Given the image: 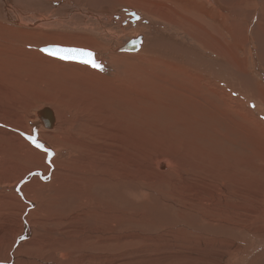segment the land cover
I'll list each match as a JSON object with an SVG mask.
<instances>
[{"label":"bare ground","instance_id":"obj_1","mask_svg":"<svg viewBox=\"0 0 264 264\" xmlns=\"http://www.w3.org/2000/svg\"><path fill=\"white\" fill-rule=\"evenodd\" d=\"M123 6L142 11L143 17L135 13L133 17L131 15L133 12H128L127 14L131 13L132 17L130 22L128 24H126L128 21L118 23L119 21L115 20L119 19L118 12ZM22 9L29 13H38L37 21H33V17L28 20ZM150 19L163 22L169 28V32L158 30ZM136 20L140 21L136 22ZM142 24L147 25L148 28ZM24 26L30 29H25ZM140 27L147 30L152 27L153 34L150 33L152 36L146 35V38L138 36L136 32L141 29ZM42 29H47V32H43ZM129 29L134 30L129 39L117 38L115 31L125 36ZM175 35H178L180 39H176ZM27 36L30 39H52L75 43L76 47L67 46V48L92 53L94 60L101 66L103 64L95 59L94 53L89 49L97 48L100 41L110 43L117 39L125 40L117 47L113 46L114 54L120 56L122 53L133 52L139 56L138 60L141 62L150 61L154 65L161 64L169 72H176L177 76L182 77L183 80L177 77L180 79L179 82H183L182 84L184 81H192L195 85V80L201 81L192 89L207 85L206 88L211 87L213 91L216 90L215 92L222 93L228 98L229 93L234 91L240 100H244L240 108L243 109V104H247L254 109H260L262 112L260 115H264V0H0V52H21L20 48L14 49L13 45L20 42L19 45L23 48L26 45L30 46L24 40ZM176 48L181 50V55L174 53L173 50ZM37 49L44 55L60 60L41 50V47ZM84 65L93 68L90 64ZM15 76L9 77L8 74V80L4 81L8 85H13L15 81H18V87L15 88L19 89L26 81H29L27 78L26 81L23 80L24 78L18 74ZM22 81L25 82L22 83ZM2 82L1 76L0 84ZM170 82V86L176 83L175 81ZM2 88H5L3 84ZM177 89L179 90L178 86ZM4 90L0 89L1 97H7L9 93L2 94L1 91ZM225 100L237 103L239 98L238 100L236 98ZM50 101L38 107L46 105L51 109L34 106L28 118H23L24 113L17 112L18 109L15 110L16 112L5 107V109H0V113L1 110L4 111L0 114V122L6 123L7 126L16 123L15 130H10L9 127L0 129V264H167V257L163 255L164 259L160 260L162 255L151 253L150 251L153 250L149 249L138 256L128 251L133 250L140 242L146 246H156L153 240H156V244L164 251L170 248L182 250L184 252L182 254L187 257L186 260V257L183 259L185 261L189 259L193 264L207 263L205 260L209 261L207 264H212L215 260L190 257L186 254L188 248H198L202 244L203 249H219L226 253L237 249L231 239L211 242L199 239L200 243L193 244L191 247L188 246L189 239L180 240L179 245L174 246L170 244L171 238L169 237H161L160 242L158 237L138 235L137 225L149 222L146 216L141 217L130 206L120 209L99 198L95 192L97 185H115L117 188L125 186L127 189L123 191L124 194L128 195L130 204L134 203L138 190L135 181L140 171L137 170L134 157L136 143L133 127L128 125L127 129L132 132L127 130L129 134H125L122 121L121 124L118 123L120 125L116 130L111 129L115 128L117 123L114 126H111V122L107 124L105 113L101 112L100 116V110L96 111L90 103L91 107L89 106L90 110H88L90 114L92 113L90 118L74 119L72 116L69 126L64 125L63 131L59 129L55 133L42 134L38 130L49 133L59 127L55 109L48 104ZM56 102L59 101L54 100L50 103ZM61 105L63 106L62 103ZM70 110L66 111L67 114ZM81 121L89 123L90 128L86 130L84 126L79 127ZM82 129L84 133H81ZM110 133L112 135H109ZM100 134L101 136L109 135L115 139V143L119 146H116L118 151H106L105 149L107 155L104 154L105 151L103 153L101 149L102 144L99 143ZM36 136L38 139L36 138L37 141H35L42 145L40 148L32 142ZM78 136H83L84 140H79ZM111 139L108 138L109 141L113 140ZM77 148L82 150L71 151ZM111 148L115 149L112 146ZM242 160L240 165L251 166L248 159ZM184 162L174 157L161 155L151 159L149 165V170L156 175L167 177L168 173H171L172 176H177L179 182L181 179L183 182L188 179L192 181L200 179V185L196 183L194 185L197 187L192 189L194 197L186 199L187 204L183 206L194 204L195 208L200 209L203 214L218 215L222 214L221 207L227 205V203L225 205V203L218 202L221 193L227 200L234 195L240 206H244V202L248 200L264 199L261 184L257 182L256 185H252L245 181L247 177L243 173L233 175V169L223 172L216 168L207 169L205 164L199 165L191 162L195 174L192 173L193 175L186 177L181 166L189 163ZM209 179H212L214 183L218 179L222 181L221 186H216L215 190L209 192L210 207L206 205L203 196L200 198L203 192H199ZM127 181H130L129 185ZM238 185L243 189L238 188ZM179 189L183 191L180 187L172 191ZM248 195L251 199H247ZM232 206L230 209L233 207L237 211L241 209L237 205ZM135 208L137 209V206ZM253 209L250 215L257 214L256 208ZM261 211L257 214L259 217L256 216L252 221L246 212L241 213L240 210L237 214L234 211L236 214L230 216L239 219L240 224L234 226L229 223L230 221H226L222 227H233L236 229L234 232L238 234L244 232L245 229L248 232L251 222L253 224L256 219L264 225V212L261 213ZM6 212L9 215L13 212L17 214L3 217ZM11 216L13 218L9 219ZM228 216H225L226 220H231ZM47 223H50L52 228H46ZM219 223L221 222L214 221L211 226H220ZM122 230L125 231L122 232ZM254 238H251L253 240L250 244L244 245L245 248L241 251V257L237 261L261 244L258 243L257 238L256 240ZM124 247L127 248L122 249ZM124 251L126 253L122 254ZM168 259L170 262L171 258Z\"/></svg>","mask_w":264,"mask_h":264},{"label":"rangeland","instance_id":"obj_2","mask_svg":"<svg viewBox=\"0 0 264 264\" xmlns=\"http://www.w3.org/2000/svg\"><path fill=\"white\" fill-rule=\"evenodd\" d=\"M250 5L249 7H251ZM127 7L128 6H123L120 8L121 10L118 12L119 19H116L115 21H119L118 23L128 21L126 22V24H128L130 19H132L131 15L134 17V13L143 17L142 11L134 8L132 10V8L129 9ZM22 11L28 20H31L30 17H33V21H37L36 15L38 13H29L23 9ZM128 12L133 13H129L128 15ZM150 20L152 21L151 23L158 28V30H165L169 32V28L163 22L156 19ZM138 21L140 20H136V22ZM110 25L113 26V24ZM142 26H146L148 28L145 24H142ZM152 27L148 30L144 27H140L141 29L137 31L136 34L138 36H143L144 38H146V35L150 37L153 34ZM23 28L30 29L25 26ZM116 30H118L117 27ZM42 31L47 32V29H42ZM173 32L176 33L177 31L173 30ZM133 33L134 30L129 29L125 36H121L118 31H115V34L118 35L117 38L125 40L129 39ZM175 36L176 39H180L178 35ZM181 37L183 38L182 35ZM121 39H117L110 43H103V41H100V43L97 44V48L89 49L94 53L95 59L100 60L103 64V70H95L81 63L60 61L44 55L37 49L48 45L77 46L75 43L70 41L30 39L27 36L24 40L27 41L26 44H30V46L26 45L23 48L22 45H19L20 42L13 45L14 49L20 48L21 52L1 51L0 77L2 76V84L5 88H2V84H0V89L7 90L1 91L2 94L6 92L9 93H7V97L0 96V109L6 108L11 111L18 109L17 112H22V114L24 113L22 115L23 118H28L34 106L38 107L40 104H45L49 100H58L59 102L52 104L50 101L48 104L55 109L56 116H58L59 127L58 129L56 128L57 130L49 131V133L37 129L42 134L55 133L59 129L63 131V126H69L70 118L72 116L74 119L90 118L92 113L90 114V111L88 110H90L91 106L95 107L96 111L100 110V116L101 112L105 113L104 117L107 124H110L111 122V126H114V124L117 123L115 128H111L113 130H116L117 126H119L123 121V125L125 126V130H123V132L125 134H129L132 130L127 129V126L131 125L134 129V142L136 143L134 147L135 151L133 150L136 154H134V157L136 160L135 162H137V170L138 172L140 171V174L137 173L138 177H136L135 181V186L138 188L135 201H133V204H130L128 195H125L123 192L127 189L125 186H119L118 190L115 185L95 186V192L99 198L102 200L104 199V201H107L120 209L130 206L133 210H136V213L138 212L141 217L146 216L149 222L147 224L144 223V225H137L136 232L138 235L152 238L158 237L160 242L161 237H169L172 239L169 240L170 244H173L174 246H178L180 240L189 239L188 246L191 247H193V244L200 243L198 241L199 239L206 240V242L231 239L234 242L235 247H237L236 250L232 249L226 253V251L219 249H203L201 244L198 248H188L186 254L190 257H204V259L207 258L215 260L212 264H264V225L261 222L256 219L254 223L252 224L251 222L252 225L250 224L249 226L251 231L248 229L247 232V229H245V231L243 230L245 233L239 232V234L238 232H234L236 229H233V227H222V224L226 221H230L229 223L231 225L238 226V224H240L239 219L230 215L236 214L235 212L238 214L240 210L241 213L246 212V215H249L252 221L257 214L260 213L261 209V213L264 212V199L260 198L258 201L248 200L244 202V206L241 205V207L237 202L238 200H235L234 195H231L227 200V198H224L221 193L218 197V202L225 203V205L227 203V205L224 206L225 208L223 206L221 207L223 209L221 212L223 215H206V213L203 214L200 209L195 208L194 204L191 205L193 208H190L191 206L188 205L183 206L184 204H187L186 199L194 197L192 189L197 187L194 184H199V178H196L197 181L188 179L183 182L181 179L182 181L180 180L179 182L177 176H172L171 173H168V176L165 177L158 176L159 174L156 175L153 171L149 170L151 159L164 155L189 163L188 165L181 166L183 172L186 173V177L195 174L192 169V163L196 162L199 165L205 164L204 166L207 169L216 168L222 170L223 172L228 171V169H233V175L243 173L247 177L245 178V181L250 182L252 185H256L258 182L264 190V115H260V109H254L250 105L247 106V104H243V109L240 108V105H242L241 103L244 102V100H240V97H238V95H236L237 93L235 94L234 91H232L231 94L229 93L230 96L228 98L222 93L215 92L216 90L213 91L211 87H209L211 89L206 88L208 87L207 85L198 86V89H192L195 88L196 84H200L201 81L194 79L196 82L195 85L192 81H184V84H182L183 82H179L180 79L183 80L182 77L177 76L176 72H169V70L161 64L154 65L150 61L141 62L138 60L139 56L133 52L122 53L120 56L116 53L114 54L112 49L117 47L122 41H125ZM183 40L186 41L185 38H183ZM173 51L175 54H182L179 48H176ZM8 74L9 77H16L15 75L18 74V76H22L24 78L23 80L27 78L29 81H22V83L25 82L24 85H22L20 89L15 88L18 85V81H15L13 85H8L4 81L5 79L8 80ZM81 76L82 78H80ZM170 81H175L176 83H174V85L176 88L178 86L179 90L173 88L175 87L174 85L170 86ZM205 83L206 82H204V84ZM73 85H75V88ZM172 90L174 93H172ZM182 91L192 92L184 93ZM226 98H236L238 102H228L225 100ZM225 101H227V103ZM90 103L92 104L91 106ZM68 110H70L69 114H67ZM3 112L4 111L1 110L0 114H3ZM116 116L119 118H115ZM0 123V125H2L0 126V129H7L9 127L10 130H15L14 125H16V123L8 126L6 123ZM73 124L76 125V122L73 121ZM80 126H84L86 130L90 128L89 123H83L82 121L79 123V127ZM241 127L243 129L245 128V132ZM127 130H129V132ZM81 133H84V129L81 130ZM35 135H37V133ZM109 135L112 134L110 133ZM109 135L101 136L100 134L99 136V143L101 142L100 145H103H101L103 153L105 149L106 151H118L119 146L115 143V139ZM79 136L77 137L79 140H84L83 136ZM36 138L38 139L36 136L32 140L37 141ZM108 138H112L113 140L111 139L112 141H109ZM26 142L29 144L27 140ZM110 145L115 147V149L111 148ZM38 150L44 151L42 149ZM79 150L80 148H77V150L73 149L71 151ZM106 151L104 154H106ZM242 159H248V161L251 162V166L246 167L243 164L240 165ZM146 165H148V167ZM259 169H261V171H259ZM223 172H221V174ZM208 181L203 187H201L202 190L200 189L199 192H203L200 198L203 196V200H205L206 205L210 207L211 196L209 192L215 190L216 186H221L222 181L219 179L215 183L212 179H209ZM129 183L130 181H127L128 185ZM177 187L182 188L183 191H181V189L178 191H172ZM238 188L243 189V187L239 185ZM144 191L147 192L144 193ZM100 193L101 195H99ZM106 194L107 196H105ZM247 199H251L250 195H248ZM231 204L233 206L237 205L239 206V209H241L237 211V209ZM136 206L137 209L135 208ZM231 206L234 209H230ZM254 207L256 208L255 210H257V214L253 213L250 215L252 213L251 210ZM247 210L249 212H247ZM15 214L17 213L13 212L10 215ZM10 215L6 212L3 217ZM226 215H229L228 217H230L231 220H226ZM258 217L259 216H257V218ZM10 218L13 217L11 216L9 219ZM150 219L154 221H151ZM214 221L221 222L219 223L220 226H211ZM197 222L198 224L201 223L200 226ZM46 228H52L51 224L47 223ZM124 231L125 230H122V232ZM165 233H168V235H165ZM253 234L256 235V237ZM237 236L240 237L238 238ZM254 237L257 238L258 243L261 244L257 245L258 247L254 248V250H251L247 254L248 256H244L245 258L242 257L241 259L243 261L240 259L238 262L237 259L241 257V251L245 248L244 245L246 243L250 244L253 240L251 238ZM152 242L156 246H146L143 242H140V244H137L135 248L133 247V250L131 249L128 251L133 252L138 256L150 249L153 250L150 251L151 253L155 255H162L161 257L159 255L160 260L164 259L163 255L166 256V259L168 260L167 264H193L190 263L189 259L188 261H185L187 257L182 254L184 253L182 250L170 248L164 251L158 244H156V240H153ZM125 248L127 247L122 249ZM163 252H165V254ZM123 253H126V251L122 252V254ZM168 258H171L170 262ZM183 258H185V260ZM205 261L207 263L209 262L207 260ZM207 263L204 262L202 264Z\"/></svg>","mask_w":264,"mask_h":264},{"label":"snow or ice","instance_id":"obj_3","mask_svg":"<svg viewBox=\"0 0 264 264\" xmlns=\"http://www.w3.org/2000/svg\"><path fill=\"white\" fill-rule=\"evenodd\" d=\"M43 51L47 52L50 55H56L59 59L62 60H78L81 63L90 64L93 68H96L98 70H103L102 66L97 64L92 59V53L85 52L81 50L76 49H63V48H57V49H43ZM36 147L40 148L42 145L37 143L35 140L32 141Z\"/></svg>","mask_w":264,"mask_h":264},{"label":"water","instance_id":"obj_4","mask_svg":"<svg viewBox=\"0 0 264 264\" xmlns=\"http://www.w3.org/2000/svg\"><path fill=\"white\" fill-rule=\"evenodd\" d=\"M125 47H127V45L125 46ZM124 47V50H126V48ZM57 48H63V49H70V48H67V46H60V45H49V46H45V47H41V50H43V49H57ZM45 52V51H44ZM47 53V52H46ZM53 56H55L56 58H58L56 55H53ZM59 59V58H58ZM92 59L94 60V56H92ZM60 60H62V59H60ZM62 61H72V62H79L78 60H62ZM95 61V60H94ZM96 62V61H95ZM81 63V62H80ZM97 63V62H96ZM83 64H85V63H83ZM46 107H48V108H50L49 106H46V105H43V106H40V107H38V108H46ZM37 108V109H38ZM51 109V108H50Z\"/></svg>","mask_w":264,"mask_h":264}]
</instances>
